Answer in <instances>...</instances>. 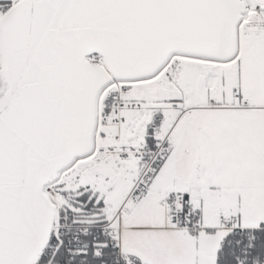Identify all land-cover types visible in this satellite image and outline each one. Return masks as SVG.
<instances>
[{
    "label": "snow or ice",
    "instance_id": "obj_1",
    "mask_svg": "<svg viewBox=\"0 0 264 264\" xmlns=\"http://www.w3.org/2000/svg\"><path fill=\"white\" fill-rule=\"evenodd\" d=\"M0 264H264V0H0Z\"/></svg>",
    "mask_w": 264,
    "mask_h": 264
}]
</instances>
